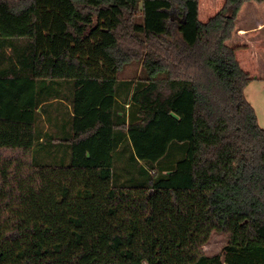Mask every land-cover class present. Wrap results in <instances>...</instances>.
Wrapping results in <instances>:
<instances>
[{
  "label": "trees",
  "instance_id": "obj_1",
  "mask_svg": "<svg viewBox=\"0 0 264 264\" xmlns=\"http://www.w3.org/2000/svg\"><path fill=\"white\" fill-rule=\"evenodd\" d=\"M246 1L0 0V264H264Z\"/></svg>",
  "mask_w": 264,
  "mask_h": 264
},
{
  "label": "crops",
  "instance_id": "obj_2",
  "mask_svg": "<svg viewBox=\"0 0 264 264\" xmlns=\"http://www.w3.org/2000/svg\"><path fill=\"white\" fill-rule=\"evenodd\" d=\"M201 2L202 0H200V13H201ZM211 3L212 2L208 0L207 4H211ZM246 5H247V9L245 12V19H244V22H242L243 18L241 19L240 14H241L242 9ZM221 7L219 8V10L221 9ZM232 39L235 40V43H234L235 45L240 46L239 50H242V53L244 56L243 61L238 58L242 67L249 74H251V76H254V77L258 76L257 78L255 77L247 85V91H248V88L251 86L256 90L255 92H261L262 89H257L258 84L256 83H262L264 85V75L256 74L259 68L256 59H257V56L259 55L261 56V54L264 56V1L258 2L255 0H248L242 5L239 11V14H238L237 31ZM247 98L250 101L248 94H247Z\"/></svg>",
  "mask_w": 264,
  "mask_h": 264
},
{
  "label": "rangeland",
  "instance_id": "obj_3",
  "mask_svg": "<svg viewBox=\"0 0 264 264\" xmlns=\"http://www.w3.org/2000/svg\"><path fill=\"white\" fill-rule=\"evenodd\" d=\"M212 3L207 4L208 0H202L201 2V13H200V19L202 21L208 20L212 15H214L219 8L222 6L224 0H209ZM207 4V5H206ZM247 9V5L242 9L241 11V19L243 18L242 22H244L245 19V12ZM231 39L229 43L231 45H235V40ZM240 49V48H239ZM237 52V57L243 61V53L242 50H239ZM258 63V70L256 72L257 75H264V56L261 54V56H257L256 59ZM137 65H130L128 66L123 72L122 76L123 77H129L135 74L137 72ZM256 77V76H255ZM258 77V76H257ZM256 77V78H257ZM261 77V76H259ZM257 89H262L261 92H255L256 90L253 87H249L247 91V87L245 89L246 96L248 94V97L254 106L258 118H259V123L262 127H264V85L262 83H256ZM254 86V85H252ZM227 243V237L224 233L215 231L212 233L210 236L209 240L204 244L203 248L204 251L208 254H216V253H222L223 248Z\"/></svg>",
  "mask_w": 264,
  "mask_h": 264
}]
</instances>
